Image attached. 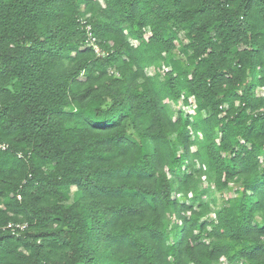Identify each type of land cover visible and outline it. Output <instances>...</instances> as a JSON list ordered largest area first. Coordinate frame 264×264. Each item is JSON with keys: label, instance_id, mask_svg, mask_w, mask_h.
Instances as JSON below:
<instances>
[{"label": "trees", "instance_id": "trees-1", "mask_svg": "<svg viewBox=\"0 0 264 264\" xmlns=\"http://www.w3.org/2000/svg\"><path fill=\"white\" fill-rule=\"evenodd\" d=\"M0 264H264V0H0Z\"/></svg>", "mask_w": 264, "mask_h": 264}, {"label": "built area", "instance_id": "built-area-1", "mask_svg": "<svg viewBox=\"0 0 264 264\" xmlns=\"http://www.w3.org/2000/svg\"><path fill=\"white\" fill-rule=\"evenodd\" d=\"M86 31H87V42L89 43V45L93 48L94 52L97 54V55H102V51L101 49L99 48V46L97 45L96 43V39L94 38V36L92 35L91 31H90V27L87 26L86 27ZM191 105L189 107L193 108V103L194 101L191 100ZM20 229H23L24 227L23 226H19Z\"/></svg>", "mask_w": 264, "mask_h": 264}, {"label": "rangeland", "instance_id": "rangeland-1", "mask_svg": "<svg viewBox=\"0 0 264 264\" xmlns=\"http://www.w3.org/2000/svg\"><path fill=\"white\" fill-rule=\"evenodd\" d=\"M179 37L183 40L181 34L179 35ZM147 73H148V74H152V70L150 69L149 71H147ZM172 107H173V109H178V108H180V109L183 110L185 113H192V112H193V108L188 107V106H187V107H184V106H182V105H177V106H173V105H172ZM203 187H206V183H205V182H204V184H203ZM215 197H216V199H217V203L220 204V203H221V195L218 194V193H216V194H215ZM211 217H213V215H211Z\"/></svg>", "mask_w": 264, "mask_h": 264}]
</instances>
